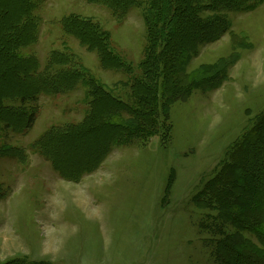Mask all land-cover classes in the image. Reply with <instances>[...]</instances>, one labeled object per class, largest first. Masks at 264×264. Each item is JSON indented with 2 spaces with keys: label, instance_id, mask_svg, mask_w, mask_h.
Here are the masks:
<instances>
[{
  "label": "rangeland",
  "instance_id": "rangeland-1",
  "mask_svg": "<svg viewBox=\"0 0 264 264\" xmlns=\"http://www.w3.org/2000/svg\"><path fill=\"white\" fill-rule=\"evenodd\" d=\"M38 1L37 40L19 51L52 75L67 69L77 77L71 89L42 94L36 104L5 100L28 115L31 106L36 110L30 129L3 125L1 132L0 264H222L215 251L225 235L213 230L195 199L252 128L251 117L264 111V0H194L201 23L217 24L221 33L196 47L186 72L222 67L228 78L175 103L169 131L117 141L99 167L74 177L56 169L37 142L50 129L66 131L86 118L92 83L132 103V83L143 75L147 57L153 0H136L125 15L100 1ZM69 16L95 23L132 70L106 67L104 51L66 30ZM227 226V234L236 230ZM243 236L264 257L261 238ZM251 254L252 264H263Z\"/></svg>",
  "mask_w": 264,
  "mask_h": 264
},
{
  "label": "trees",
  "instance_id": "trees-1",
  "mask_svg": "<svg viewBox=\"0 0 264 264\" xmlns=\"http://www.w3.org/2000/svg\"><path fill=\"white\" fill-rule=\"evenodd\" d=\"M91 1L102 2L115 13L122 12L117 15H125L136 2ZM38 3V0H0V137L3 125L26 126L25 131L34 123L31 111L36 110V105L30 107L28 115L8 105L7 98L21 99V106L27 100L36 104L42 94H58L71 89L72 79L77 77L67 69L52 75L36 57L27 58L19 51L37 40L35 10ZM195 4L194 0L151 1L147 19L152 32L147 57L140 64L143 75L134 78L132 83L134 100L126 102L104 86L92 83L89 87L93 96L92 110L86 118L66 131L50 129L37 142L41 147L44 145V152L56 169L61 173L66 171L70 177L91 172L100 166L115 142L130 143L135 137L156 133L161 136L163 130L170 129L168 114L175 103L186 101L196 90L213 89L228 78L223 77L222 67L198 70L193 74L186 72L196 47L210 40L208 37L216 38L221 33L219 25L201 23L200 12L194 10ZM95 25L79 16H69L65 20L68 32L89 47L104 51L101 55L106 67H125L131 71L132 67L105 43L108 35ZM89 80L86 78L85 82ZM251 121L252 128L236 142L235 149L228 150L221 169L215 171L216 176L203 186L195 199L198 207L207 209L204 216L212 218L213 230L225 235L218 241L215 251L222 264H250L251 253L257 258L263 257V253L243 239L244 232H252L264 243V111L252 116ZM5 147L0 142V155ZM227 225L236 230L227 234ZM3 264L50 263L18 259Z\"/></svg>",
  "mask_w": 264,
  "mask_h": 264
}]
</instances>
